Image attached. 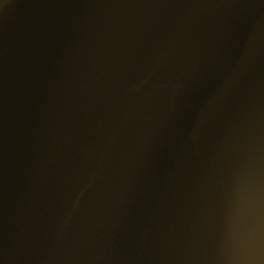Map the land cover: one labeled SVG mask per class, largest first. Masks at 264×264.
<instances>
[{
  "label": "water",
  "instance_id": "95a60500",
  "mask_svg": "<svg viewBox=\"0 0 264 264\" xmlns=\"http://www.w3.org/2000/svg\"><path fill=\"white\" fill-rule=\"evenodd\" d=\"M264 172V0H0V264H218Z\"/></svg>",
  "mask_w": 264,
  "mask_h": 264
},
{
  "label": "clouds",
  "instance_id": "9594fccd",
  "mask_svg": "<svg viewBox=\"0 0 264 264\" xmlns=\"http://www.w3.org/2000/svg\"><path fill=\"white\" fill-rule=\"evenodd\" d=\"M218 264H264V172L242 173L223 214Z\"/></svg>",
  "mask_w": 264,
  "mask_h": 264
}]
</instances>
